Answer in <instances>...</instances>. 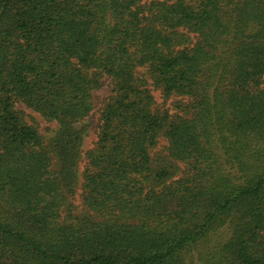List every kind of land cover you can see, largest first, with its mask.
Instances as JSON below:
<instances>
[{
  "label": "trees",
  "instance_id": "trees-1",
  "mask_svg": "<svg viewBox=\"0 0 264 264\" xmlns=\"http://www.w3.org/2000/svg\"><path fill=\"white\" fill-rule=\"evenodd\" d=\"M142 2L0 0V264H264V0ZM140 67L189 115L152 111ZM89 70L113 90L86 155L91 215L65 222ZM19 103L60 125L51 145ZM162 133L183 176L149 194Z\"/></svg>",
  "mask_w": 264,
  "mask_h": 264
},
{
  "label": "rangeland",
  "instance_id": "rangeland-1",
  "mask_svg": "<svg viewBox=\"0 0 264 264\" xmlns=\"http://www.w3.org/2000/svg\"><path fill=\"white\" fill-rule=\"evenodd\" d=\"M150 1L152 0H143L142 4L147 5ZM190 38L194 41L192 35H190ZM87 73L90 77L96 79L98 84L92 90L93 110L88 117L76 125L81 141L79 158L75 163L73 184L71 189L67 191V201L63 207L62 218L65 222H75L91 215L83 200V177L88 165L86 155L95 146L100 114L109 97H111L113 90V83L107 76L93 70H89ZM134 77L135 85L141 91H145V94L150 97V108L152 111L166 112L171 117H186L189 115V111L185 107L188 104V100L177 95L166 97L162 89L154 83L146 67L137 68ZM16 110L23 115L27 124L37 129L47 144L51 145L53 143L60 131V125L57 122H48L39 113L26 108L20 103L16 105ZM152 157L154 158V167L156 169H165L168 177L161 182L147 183L148 187L145 192L149 194L158 193L163 186L175 183L182 178L184 171L183 164L169 156L168 140L163 133L159 137L157 146L152 151ZM55 162L57 163V161Z\"/></svg>",
  "mask_w": 264,
  "mask_h": 264
}]
</instances>
